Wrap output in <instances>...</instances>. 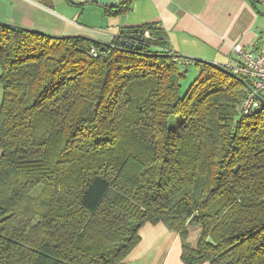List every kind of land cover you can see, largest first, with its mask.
Instances as JSON below:
<instances>
[{"label": "trees", "instance_id": "1", "mask_svg": "<svg viewBox=\"0 0 264 264\" xmlns=\"http://www.w3.org/2000/svg\"><path fill=\"white\" fill-rule=\"evenodd\" d=\"M193 61L156 22L104 42L0 21V264H119L160 222L185 264H264V97L244 113L248 80Z\"/></svg>", "mask_w": 264, "mask_h": 264}, {"label": "crops", "instance_id": "2", "mask_svg": "<svg viewBox=\"0 0 264 264\" xmlns=\"http://www.w3.org/2000/svg\"><path fill=\"white\" fill-rule=\"evenodd\" d=\"M117 1L0 0V21L104 42L122 29L156 22L172 48L189 58L192 66L194 59L233 65L236 46L264 51V0H133L128 11L109 14L104 7ZM90 7L99 10V22L81 21ZM140 235V242L119 264H185L181 236L164 223H146Z\"/></svg>", "mask_w": 264, "mask_h": 264}, {"label": "built area", "instance_id": "3", "mask_svg": "<svg viewBox=\"0 0 264 264\" xmlns=\"http://www.w3.org/2000/svg\"><path fill=\"white\" fill-rule=\"evenodd\" d=\"M149 36V32H145ZM237 57L236 63L229 65L232 71L248 80L241 100V109L248 114L262 105L264 97V51L246 48L244 46L234 47Z\"/></svg>", "mask_w": 264, "mask_h": 264}, {"label": "rangeland", "instance_id": "4", "mask_svg": "<svg viewBox=\"0 0 264 264\" xmlns=\"http://www.w3.org/2000/svg\"><path fill=\"white\" fill-rule=\"evenodd\" d=\"M90 8H91V11H90L89 15L86 12V14H84L83 16H80L81 21H85L86 23H97V22H99L100 21V18L98 15L99 10L94 9V7H90ZM79 11L81 12L82 9H80ZM0 72H1V68H0ZM197 73L198 72H197L196 68H194V67L189 68L186 77L182 81V94H184L187 91L188 87L190 86V83L194 80ZM2 95H3V87L0 84V98L2 97ZM180 118H181L180 115L173 116L170 120V124L172 126L176 125ZM190 229L191 230H190L189 240L192 244H194L196 242L198 236H199L200 231L198 228H195V227H190Z\"/></svg>", "mask_w": 264, "mask_h": 264}, {"label": "water", "instance_id": "5", "mask_svg": "<svg viewBox=\"0 0 264 264\" xmlns=\"http://www.w3.org/2000/svg\"><path fill=\"white\" fill-rule=\"evenodd\" d=\"M142 40V34L139 32L138 29H135L131 33L126 34V38L122 40V44L126 45L127 47H135V48H142L140 41Z\"/></svg>", "mask_w": 264, "mask_h": 264}]
</instances>
